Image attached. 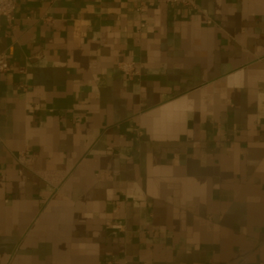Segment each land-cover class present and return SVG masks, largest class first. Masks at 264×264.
Instances as JSON below:
<instances>
[{"label": "crops", "instance_id": "1", "mask_svg": "<svg viewBox=\"0 0 264 264\" xmlns=\"http://www.w3.org/2000/svg\"><path fill=\"white\" fill-rule=\"evenodd\" d=\"M0 55V264H264V0H19Z\"/></svg>", "mask_w": 264, "mask_h": 264}, {"label": "built area", "instance_id": "2", "mask_svg": "<svg viewBox=\"0 0 264 264\" xmlns=\"http://www.w3.org/2000/svg\"><path fill=\"white\" fill-rule=\"evenodd\" d=\"M19 0H0V17H3L7 22H12L14 19V12ZM166 4L170 8H182L189 11L196 9V0H165ZM142 6H139L136 11L140 12ZM140 27H144L143 24ZM119 71L132 79L139 74V70L135 62H120L118 64ZM9 70V64L4 56L0 55V73L7 72ZM104 264H112V262H106Z\"/></svg>", "mask_w": 264, "mask_h": 264}]
</instances>
